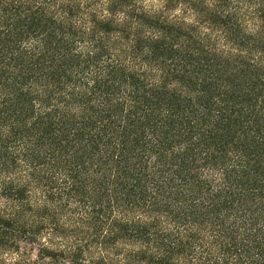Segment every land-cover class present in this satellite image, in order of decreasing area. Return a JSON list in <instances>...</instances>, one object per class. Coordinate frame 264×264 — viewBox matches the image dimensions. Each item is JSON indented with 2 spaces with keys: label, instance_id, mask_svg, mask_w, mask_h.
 Listing matches in <instances>:
<instances>
[{
  "label": "trees",
  "instance_id": "16d2710c",
  "mask_svg": "<svg viewBox=\"0 0 264 264\" xmlns=\"http://www.w3.org/2000/svg\"><path fill=\"white\" fill-rule=\"evenodd\" d=\"M0 264H264V0H0Z\"/></svg>",
  "mask_w": 264,
  "mask_h": 264
}]
</instances>
